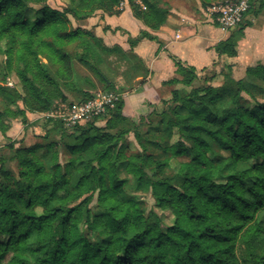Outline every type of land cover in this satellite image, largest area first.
Wrapping results in <instances>:
<instances>
[{
	"label": "trees",
	"instance_id": "1",
	"mask_svg": "<svg viewBox=\"0 0 264 264\" xmlns=\"http://www.w3.org/2000/svg\"><path fill=\"white\" fill-rule=\"evenodd\" d=\"M48 1L0 0V50L5 41L7 57L4 80L15 73L23 89L22 94L0 85V95L11 103L35 106L19 110L28 121L34 110L48 111L53 101H67L66 91H82L75 60L100 78L107 92L124 93L133 84L118 85L108 78L98 65L104 55L118 66V73L125 67L120 73L124 82L131 72L133 79L142 73L135 54L107 47L92 31L74 28L70 18L81 24L97 11L117 14L122 0H72L77 5L64 12L51 8ZM142 1L147 10L135 7L137 16L158 29L164 18L157 2ZM240 27L238 35L233 31L215 46L219 56L238 55L244 23ZM145 38L153 39L143 32L130 44L134 47ZM175 63L180 78L166 85H190L199 78L202 86L183 97L173 90L172 103L188 109L187 115L175 110L157 115L169 135L174 129L180 135L177 144L166 147L172 156L154 160L127 155V147L119 146L125 133L117 130L125 118L121 101L104 127L92 122L70 133L75 143L67 146L64 167H48L47 157L37 154L41 144L15 150L17 172L0 159V236L6 238L0 240V264H264V225L258 220L264 211V99L243 80H232L231 74L226 85L216 87L209 83L217 77L214 70L211 78H200L194 67L176 59ZM247 74L264 83V64L248 67ZM12 116L9 107L0 108L4 134ZM153 138L155 144L163 140L159 135ZM214 146L230 156L211 158ZM188 151L191 159L182 162L174 176L147 173L154 166L151 171L157 175L169 166L170 157ZM253 160L260 162L251 164ZM128 184L150 193L158 209L171 211L173 226L164 228L155 208L127 197ZM92 204L100 212L94 213Z\"/></svg>",
	"mask_w": 264,
	"mask_h": 264
},
{
	"label": "rangeland",
	"instance_id": "2",
	"mask_svg": "<svg viewBox=\"0 0 264 264\" xmlns=\"http://www.w3.org/2000/svg\"><path fill=\"white\" fill-rule=\"evenodd\" d=\"M48 4L54 10L59 12H64L67 9H71L77 5V1L72 0H49ZM100 14L105 16V13L102 11H97L93 17H96ZM70 18L72 20L74 28L83 27L85 26V22L81 23L76 21L71 15ZM243 25V23H242ZM240 25V26H242ZM88 31H92L93 34L103 42L101 38L98 37L97 30L87 29ZM238 31V32H237ZM235 35L239 34V30H235ZM104 43V42H103ZM105 45V44H104ZM0 50V85L6 86L10 89L16 90L23 94V89L21 83L15 73H12L6 80H4V70L6 66L7 57L4 54V50L6 49V42L1 43ZM100 55V54H99ZM102 56V54H101ZM104 60H100L98 62L99 68L106 74V76L112 80H114L117 84L122 81V84H128L132 81L133 84V72H131L124 82V79L121 77L122 75L117 72V67H113L109 58L106 55L103 56ZM42 63H47L45 59H41ZM214 66V67H213ZM208 67L209 69L205 70H197L198 76L200 78L202 76H206V79L211 78L210 76L213 74V70L215 71L217 77L209 82L211 86L222 87L227 84V75L231 74L233 78L232 80H243L247 88L255 93L258 94L260 99H264V92H261L260 88L257 86H261L264 88V83L254 79L253 77L248 76L247 68L244 67H237L235 68V64H222L217 63V65H213ZM75 67L78 75L77 85L82 89V91L76 92H67L68 99L67 101H62L60 99L53 101L52 106L48 111H39L33 113L35 116H32V119L26 120L21 115H19L20 108H27L33 109L36 108L35 106L27 107L23 102L19 101L17 103H11L9 99H5L2 95H0V108H10L14 112V116L8 120L7 123V131L4 134L0 130V159L3 158L4 164L7 168L12 171L17 172L19 169V161L15 157V150L21 149L23 147H32L36 144H41V149L38 151V156L40 157H47V163H45L48 167L56 163H60L62 167L65 166L64 160L67 154V146L69 144H74L75 140L70 133L74 131L73 127L68 125L69 117L66 115L69 111L74 107L76 104H83L91 99L89 97H95L97 93L100 91H104V85L101 82L100 78H98L89 68L81 64L78 60H75ZM134 72H137L134 71ZM215 75V76H216ZM251 80V81H249ZM253 82V84H250ZM120 85V84H118ZM201 85V80L198 78L190 85H180L172 86L170 91H165L164 95L161 97H152L147 102L153 106L158 114L154 115V110L149 107V111L143 113V115H137L135 113H124L123 119L117 124V130L120 132L123 131L125 134L119 138V146L123 145L127 147L128 151L126 152L127 155L131 154H140V155H149L154 160H164L169 156H172L166 151V147L175 145L180 140V135L176 129L172 130V134L169 135L168 129L166 130L167 124L160 123V119L158 116L165 111L167 115H170L172 110L180 114H185L189 112L188 109L185 107H181L180 104L172 103L173 100V90H177L176 92L180 93L181 97L185 95H189L192 91L199 88ZM89 93V94H88ZM116 93V92H113ZM116 94H123V93H116ZM124 96V95H123ZM243 96L246 100H251L249 95L244 92ZM124 98H122L121 101ZM119 103H117L118 105ZM251 104H254L253 100ZM117 105L114 106V109L117 108ZM18 111V112H17ZM21 111V110H20ZM62 116V117H61ZM110 117V115H106L103 113L99 116H93L90 118H84L81 120L80 125H86L92 122L98 124V126L104 127L106 120ZM145 118V120H142ZM151 122L152 125H148ZM159 128V129H158ZM174 131V132H173ZM117 134V132H116ZM163 136V140L161 143L155 144L152 143L155 141L153 138L154 136ZM42 136H47L43 138ZM189 143V144H188ZM189 146L191 142H186ZM8 145L12 146L11 148ZM66 155V156H65ZM219 155H224V157H229L230 152L225 151L222 149H218V147L214 146L213 151L209 153L211 158H216ZM192 155L191 152L185 153L183 155H179L177 157H170L169 166L166 167L163 171H159L157 175L152 173V167H148L146 169L147 173L150 174L151 177H172L174 176L182 162L189 161ZM259 160H253L251 164L259 163ZM126 173H123L122 176H125ZM125 194L127 197L135 198L144 207L155 208L160 215V218L163 223L164 228H169L173 226L175 222V216L171 211H162L158 209L155 205V200L151 196L150 193L145 191H137L134 189L132 184H128L125 188ZM92 210L95 212H100L99 209L95 207V204L91 205ZM40 213L41 210H38ZM258 220L262 222L264 225V211L260 212L258 215ZM84 229V227H81ZM5 237L0 236V240H5ZM92 241L94 242V236H91ZM12 257V255H9ZM9 259V258H8Z\"/></svg>",
	"mask_w": 264,
	"mask_h": 264
},
{
	"label": "crops",
	"instance_id": "3",
	"mask_svg": "<svg viewBox=\"0 0 264 264\" xmlns=\"http://www.w3.org/2000/svg\"><path fill=\"white\" fill-rule=\"evenodd\" d=\"M155 1L164 18L158 29H152L137 16L135 7L147 10L142 0H122L116 7L117 14H100L85 21L84 28H95L107 47L118 46L138 57L137 64L144 76L138 74L133 79V86L123 93L125 114L143 115L149 111L151 105L147 102L150 98L161 97L165 91H170L171 86L165 83L180 78L175 59L197 70L216 63H234L235 68L264 64V0H256L255 7L247 14L244 30L238 37L236 57L218 55L215 46L227 40L231 33L223 31L206 13L208 6L223 0ZM143 32L153 39H142L132 47L130 40L138 39ZM123 70L125 67L121 72ZM119 84L122 85L121 80ZM32 116L35 115L28 114L29 119Z\"/></svg>",
	"mask_w": 264,
	"mask_h": 264
},
{
	"label": "built area",
	"instance_id": "4",
	"mask_svg": "<svg viewBox=\"0 0 264 264\" xmlns=\"http://www.w3.org/2000/svg\"><path fill=\"white\" fill-rule=\"evenodd\" d=\"M253 3L252 0H223L208 6L206 13L218 23L223 31L231 33L245 22ZM122 98L123 94L100 91L90 101L74 105L66 114L69 117L68 125L75 129L84 118L99 116L103 113L110 115L114 106Z\"/></svg>",
	"mask_w": 264,
	"mask_h": 264
}]
</instances>
